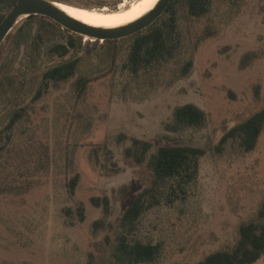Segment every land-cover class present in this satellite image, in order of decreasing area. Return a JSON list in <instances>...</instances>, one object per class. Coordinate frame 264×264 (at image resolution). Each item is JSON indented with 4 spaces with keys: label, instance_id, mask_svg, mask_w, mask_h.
<instances>
[{
    "label": "rangeland",
    "instance_id": "1",
    "mask_svg": "<svg viewBox=\"0 0 264 264\" xmlns=\"http://www.w3.org/2000/svg\"><path fill=\"white\" fill-rule=\"evenodd\" d=\"M172 12L178 39L171 56L136 74L127 65L133 34L91 39L35 15L20 18L4 37L0 143L7 134L10 140L0 153V264H108L120 216L153 184L148 160L162 145L205 152L183 196L161 197L140 216L130 241L158 243L161 250L138 264H198L232 245L239 224L256 213L264 198V127L247 152L219 141L264 105V0H209L202 16L172 0L158 24ZM69 37L75 46L64 56L50 50ZM73 57L74 76L34 98L43 71ZM81 75L92 80L78 95L74 81ZM187 102L205 112V122L168 128L174 108ZM15 111L21 117L3 130ZM136 138L151 144L141 162L125 152ZM103 196L107 212L92 201ZM251 264H264V252Z\"/></svg>",
    "mask_w": 264,
    "mask_h": 264
},
{
    "label": "trees",
    "instance_id": "2",
    "mask_svg": "<svg viewBox=\"0 0 264 264\" xmlns=\"http://www.w3.org/2000/svg\"><path fill=\"white\" fill-rule=\"evenodd\" d=\"M187 12L192 16L204 15L209 7V0H181ZM16 0H0V21L5 14L3 9H10ZM172 5L169 2L165 11L168 12ZM28 15L27 17H32ZM176 16L172 12L166 19L158 24V19L146 28L133 34V40L129 47L127 65L132 73H138L153 64L171 56L177 45ZM41 36V35H39ZM75 46L72 37L64 41H55L49 48L55 54L64 56L70 47ZM78 59L69 58L57 64L47 67L42 73L41 85L36 90L34 98H38L49 88L51 84L65 81L76 73ZM188 61L185 70L189 68ZM92 80L87 75H81L74 81L78 95H82L88 83ZM21 117L19 111H15L3 130H10ZM205 122V112L196 104L187 102L178 105L173 110L172 122L168 128L179 130L185 127L200 126ZM264 127V105L247 117L245 120L230 127L221 137L219 144L227 141H235L244 151L252 150L258 136ZM2 133H0V138ZM10 140L0 143V153ZM151 147L147 140L134 139L131 146L125 152L135 161H143ZM204 149L194 145L173 144L162 145L149 157V164L153 171V184L146 190L137 194L123 210L116 234L115 247L110 255L108 264H138L154 261L160 254L158 243L130 241L129 235L136 229L142 213L149 207L160 201L165 196H183L188 186L194 182L198 175L199 160L204 154ZM78 175L69 180L70 191L74 190ZM96 205L103 204L108 211L109 199L107 196L93 197ZM264 252V198L256 213L238 226V234L234 243L226 248L218 249L207 254L198 264H251L261 257Z\"/></svg>",
    "mask_w": 264,
    "mask_h": 264
},
{
    "label": "water",
    "instance_id": "3",
    "mask_svg": "<svg viewBox=\"0 0 264 264\" xmlns=\"http://www.w3.org/2000/svg\"><path fill=\"white\" fill-rule=\"evenodd\" d=\"M169 2L170 0H158L149 12L135 21L118 27L104 28L75 19L48 0H16L0 21V43L20 18L31 14L48 16L75 33L98 39H117L149 26L166 9Z\"/></svg>",
    "mask_w": 264,
    "mask_h": 264
},
{
    "label": "bare ground",
    "instance_id": "4",
    "mask_svg": "<svg viewBox=\"0 0 264 264\" xmlns=\"http://www.w3.org/2000/svg\"><path fill=\"white\" fill-rule=\"evenodd\" d=\"M158 0H123L115 10L107 8H82L66 4L64 2L53 1V4L68 15L86 24L113 28L128 24L149 12ZM84 37H89L85 35Z\"/></svg>",
    "mask_w": 264,
    "mask_h": 264
},
{
    "label": "flooded vegetation",
    "instance_id": "5",
    "mask_svg": "<svg viewBox=\"0 0 264 264\" xmlns=\"http://www.w3.org/2000/svg\"><path fill=\"white\" fill-rule=\"evenodd\" d=\"M121 2V1H120ZM120 2L118 3L116 0H99V4H105V5H108V6H104L105 8H107L108 10H115L117 9V7L119 6ZM69 5H72V4H69ZM75 6V5H73ZM81 7H84V8H96V9H102L104 7H87V6H81ZM32 15V14H31ZM34 16L35 15H39V16H43V17H47V18H50L48 16H45V15H41V14H33ZM52 19V18H50ZM53 20V19H52ZM55 21V20H54ZM63 26V25H62ZM91 38V37H90ZM92 39V38H91ZM52 44V43H51ZM50 44V45H51ZM49 45V46H50Z\"/></svg>",
    "mask_w": 264,
    "mask_h": 264
}]
</instances>
